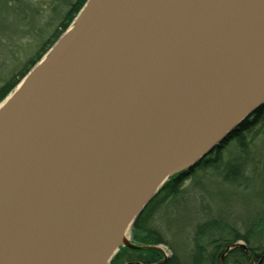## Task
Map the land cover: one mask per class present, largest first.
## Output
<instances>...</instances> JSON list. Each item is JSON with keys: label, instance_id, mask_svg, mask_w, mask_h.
<instances>
[{"label": "water", "instance_id": "water-1", "mask_svg": "<svg viewBox=\"0 0 264 264\" xmlns=\"http://www.w3.org/2000/svg\"><path fill=\"white\" fill-rule=\"evenodd\" d=\"M263 105L264 0H86L0 103V264L145 249L165 182Z\"/></svg>", "mask_w": 264, "mask_h": 264}, {"label": "rangeland", "instance_id": "rangeland-1", "mask_svg": "<svg viewBox=\"0 0 264 264\" xmlns=\"http://www.w3.org/2000/svg\"><path fill=\"white\" fill-rule=\"evenodd\" d=\"M75 2L0 0V84L45 48ZM234 160L240 161L244 171L237 184L222 176L223 167ZM263 205L264 121L245 154L231 143L223 151L220 171H197L183 184L178 196L154 210L152 225L166 241L158 247L167 258L176 256L182 264H188L197 225L223 220L242 233L261 216Z\"/></svg>", "mask_w": 264, "mask_h": 264}, {"label": "trees", "instance_id": "trees-1", "mask_svg": "<svg viewBox=\"0 0 264 264\" xmlns=\"http://www.w3.org/2000/svg\"><path fill=\"white\" fill-rule=\"evenodd\" d=\"M86 0H76L63 17L59 28L46 43L43 50L32 57L24 67L12 74L0 84V103L15 89L29 70L43 57L58 37L69 27ZM264 121V105L258 108L252 115L240 123L210 154L203 158L190 170L174 175L169 178L159 190L155 198L146 206L140 216L132 224L129 231L130 242L134 246L145 249L119 248L110 264H182L176 256L169 258L156 249L166 241L152 225V213L167 200L180 194L183 184L197 171L212 169L220 171L221 157L225 148L234 143L239 151L247 152L248 145L255 137L258 128ZM223 179L232 184H237L243 178V165L234 160L223 167ZM238 242H242L253 261L258 263L262 259L264 264V205L259 218L251 221L244 232L229 226L223 220H210L197 225L192 239L193 249L188 264H220V258L224 250ZM223 264H252L240 248L231 249L227 252Z\"/></svg>", "mask_w": 264, "mask_h": 264}, {"label": "flooded vegetation", "instance_id": "flooded-vegetation-1", "mask_svg": "<svg viewBox=\"0 0 264 264\" xmlns=\"http://www.w3.org/2000/svg\"><path fill=\"white\" fill-rule=\"evenodd\" d=\"M75 3H76V2H75ZM71 9H72V5L70 6L69 10H71ZM69 10H68V11H69Z\"/></svg>", "mask_w": 264, "mask_h": 264}]
</instances>
